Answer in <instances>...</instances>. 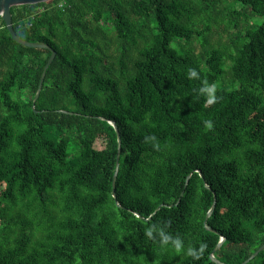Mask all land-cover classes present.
Returning a JSON list of instances; mask_svg holds the SVG:
<instances>
[{
	"label": "trees",
	"instance_id": "16d2710c",
	"mask_svg": "<svg viewBox=\"0 0 264 264\" xmlns=\"http://www.w3.org/2000/svg\"><path fill=\"white\" fill-rule=\"evenodd\" d=\"M11 12L57 55L34 104L52 50L0 17V264H241L264 245V0ZM165 222L186 247L206 243L203 258L145 237ZM245 264H264V248Z\"/></svg>",
	"mask_w": 264,
	"mask_h": 264
},
{
	"label": "clouds",
	"instance_id": "9594fccd",
	"mask_svg": "<svg viewBox=\"0 0 264 264\" xmlns=\"http://www.w3.org/2000/svg\"><path fill=\"white\" fill-rule=\"evenodd\" d=\"M188 76L190 79H200L199 73L195 69L189 70ZM217 86L212 83L209 84L207 81L202 83L199 88V95L205 97L206 105H212L218 102V97L216 95ZM206 126L210 129L212 128V122L206 121ZM155 137H146V141H155ZM153 147L158 148V144H154ZM170 225L168 223H152L145 228L144 235L147 239L159 243L162 248L170 249L176 253H183L190 257L193 261H199L205 255L207 244L201 242L198 247L185 245V240L179 235H173L168 228Z\"/></svg>",
	"mask_w": 264,
	"mask_h": 264
},
{
	"label": "water",
	"instance_id": "95a60500",
	"mask_svg": "<svg viewBox=\"0 0 264 264\" xmlns=\"http://www.w3.org/2000/svg\"><path fill=\"white\" fill-rule=\"evenodd\" d=\"M45 1H49V0H0V17L4 20L8 30L10 31L12 37L14 40H16L17 42L23 44V45H26V46H30V47H40V48H47V49H50L52 50V54L47 62V64L45 65V68H44V71H43V74H42V77H41V80H40V84H39V88H38V91H37V94H36V97H35V100H34V104L37 100V98L39 97L40 95V92L43 88V85H44V80H45V77H46V72H47V69L49 68V66L51 65V63L53 62V60L55 59L56 55H57V52L47 43H42V42H30V41H27L23 38H21L18 33L16 32L15 28H14V25H13V16H12V12H11V7L12 6H15V5H22V4H34V3H40V2H45ZM34 106V105H33ZM115 128H116V131H117V134H118V153H117V167H116V172H115V175H114V180H113V192H114V197L115 199H117V195H116V191H115V187H116V180H117V176H118V173H119V168H120V164H119V159H120V154H121V146H122V141H121V135H120V132H119V129L116 125V122L113 121V120H110L109 121ZM201 176H203L202 172H200ZM190 177V175H189ZM189 177L187 178V183L189 181ZM215 206H216V201L215 203L213 204L212 208L210 209V211L208 212L207 214V217L205 219V225H206V228L207 229H210V230H213L212 227L208 224V218L209 216L213 213V210L215 209ZM161 207V205L158 207V209ZM157 209V210H158ZM225 240V237L222 236L219 244L217 245V247L214 249V252H216L219 248V246L224 242ZM264 248V245L262 247H260L257 251H255V253H253V255H251L250 258H248L247 260H245L243 263L241 264H245L247 262H249L252 258H254L262 249ZM211 257L213 258V260H215L218 264H228V263H225V262H222L220 261L219 259H217L215 257L214 254L211 255Z\"/></svg>",
	"mask_w": 264,
	"mask_h": 264
},
{
	"label": "rangeland",
	"instance_id": "374dc122",
	"mask_svg": "<svg viewBox=\"0 0 264 264\" xmlns=\"http://www.w3.org/2000/svg\"><path fill=\"white\" fill-rule=\"evenodd\" d=\"M255 20L261 22L262 20H264V18H263V17H257V18H255ZM225 39H226V38H225ZM30 95H31V94H30Z\"/></svg>",
	"mask_w": 264,
	"mask_h": 264
}]
</instances>
